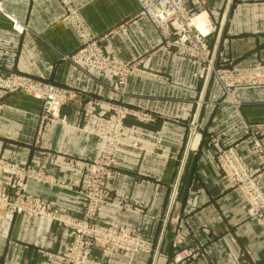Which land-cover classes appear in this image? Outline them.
I'll return each mask as SVG.
<instances>
[{"label":"crops","instance_id":"crops-1","mask_svg":"<svg viewBox=\"0 0 264 264\" xmlns=\"http://www.w3.org/2000/svg\"><path fill=\"white\" fill-rule=\"evenodd\" d=\"M24 26L21 34L0 13V73L65 90V124H44L42 102L24 94L3 96L0 111V191L17 181L26 195L57 215L81 218L89 166L100 139L80 130L91 114L122 107L121 160L105 185L97 223L150 243L145 254L91 251L96 264H174L177 251H197L183 264H264V239L242 200L215 162V146L233 148L251 167L252 150H264V85L235 90L233 105L196 61L161 47L138 17L137 0H0ZM213 33L208 62L217 69L264 66V0H200ZM74 15L119 68L120 74L67 59L81 45ZM139 70L142 74H134ZM148 116L147 123L135 120ZM264 199V168L258 175ZM71 235L42 217L0 208V264H66Z\"/></svg>","mask_w":264,"mask_h":264},{"label":"built area","instance_id":"built-area-1","mask_svg":"<svg viewBox=\"0 0 264 264\" xmlns=\"http://www.w3.org/2000/svg\"><path fill=\"white\" fill-rule=\"evenodd\" d=\"M139 4L138 17L146 22L155 32L165 47L173 49L185 58L199 62L203 68L202 73H208L219 82L224 96L233 105L235 103L234 90L240 86L254 87L264 85V66L255 65L249 69L231 68L227 70L214 68L209 62V48L207 41L213 33V27L207 15H204L200 9V0H137ZM0 13L12 24L14 32L21 34L24 26L13 17L8 16L0 4ZM204 15V16H203ZM203 16V17H202ZM201 18V26L197 27L194 20ZM69 21L74 31L80 39V48L72 54L69 60L78 65L86 66L97 70H110L114 68L116 73L120 74L119 85L122 83V77L127 74L128 67L119 68L109 62L103 53L100 43L109 46L106 37L96 39L85 28L84 24L74 15L70 16ZM21 93L34 100L42 102V112L40 121L48 123H64L65 118L60 115V110L65 104L68 93L52 85L15 74L0 73V111L3 110L1 100L3 96ZM113 113L118 119L117 125L123 121V118L132 116L122 107H114ZM107 155L101 154L100 161L95 166H89V182L86 186L87 192L99 190L105 193L104 187L100 182L99 165L107 167ZM260 165L264 168V154L259 155ZM231 184L241 193V200L244 204L246 215L254 220L256 225L262 231L264 239V199L257 188L256 181L252 179L254 173L250 170H229L226 175ZM9 190H18V194L11 201L10 195L0 196V208L11 210L16 214H26L28 216L48 217L51 220H58L57 217L47 210V207L33 198H29L25 193L26 186L24 182L17 181ZM99 197V200H102ZM93 200L88 204V210L92 211ZM196 251L183 250L176 253L173 259L174 264H183L196 256Z\"/></svg>","mask_w":264,"mask_h":264},{"label":"rangeland","instance_id":"rangeland-1","mask_svg":"<svg viewBox=\"0 0 264 264\" xmlns=\"http://www.w3.org/2000/svg\"><path fill=\"white\" fill-rule=\"evenodd\" d=\"M162 45H163L161 47L162 49L169 50V51L171 50L178 57L185 58L183 55L181 56L178 52L174 51L173 49H169L165 47L164 44ZM185 59H188V58H185ZM189 60H192V59H189ZM127 67L130 69L128 70L127 74H131L132 67L129 65V66H126L125 69ZM237 69H240V68H237ZM134 70H135L134 74L143 73L140 70L137 72L135 67H134ZM126 75L125 77L124 76L122 77V83L119 86L120 88H124V85L126 82V79H125ZM215 82L216 84L219 85L218 81L215 80ZM241 87H247V86H240L237 88H241ZM220 89L222 90L221 86H220ZM60 115H61V110H60ZM128 118L129 117L123 118V121H121L118 126L117 125L118 119L116 117V114L113 112L106 113V114H91L80 125L81 131H83L84 133L88 135H91L93 137L100 139L99 152L96 158L91 162L90 165L91 166L97 165L98 162L100 161L101 154L107 155L108 160L105 161V163L107 164V167L104 168L99 165L100 167L99 168V172H100L99 185L100 184L103 185L104 191H105V185L107 184L108 180L113 175V168L121 160V157H122L121 156L122 154L119 151L120 147L124 144L121 139V133H122L123 126L127 122ZM135 120L140 123H147L148 116L140 113V114H137V116L135 117ZM65 123H66V118H65L64 123H54V124H65ZM252 150H254V152L257 154L258 162L260 164L259 155H261V152L262 154H264V150L262 146L260 144L254 145ZM215 162L224 179L230 181L228 177L226 176L229 170H237V171H241L242 169L247 170V171L250 170L254 173V177L252 179H254L257 184L258 175L262 167H259V166L256 168L251 167L244 160L243 156L239 154L235 149L223 148L220 145H216L215 146ZM88 182H89V176L87 178L86 186L88 185ZM89 183H91V180ZM8 188L9 187L7 186L5 190L3 189L2 191H0V196L5 195V193H7L10 195L11 201L14 202L16 196L20 194V192L18 190L8 191L9 190ZM236 190L241 200L242 199L241 193L238 191L237 188ZM22 195H26V190H25V193L22 192ZM83 195H84L86 202L84 204L85 208H84L81 218L77 219V218H72L70 216H65L61 214L60 215L54 214L58 220H53V221L67 228L71 235V241L69 243L67 253L65 256L62 257V259L65 260L64 262L66 264H96L91 258V251L94 248H99V249L106 250L109 252L122 251L126 253H131V254H145L149 252L150 243L147 242L146 240L138 236H135L133 234H129L125 231H120V230H117L116 228L103 226L97 223L96 215L98 213L99 206L106 202V198H107L106 191L105 193L100 192L99 190L87 192V189H86ZM27 197L33 198L30 196H27ZM99 197H102L103 199L99 200ZM33 199L44 204L43 202H41L40 200L36 198H33ZM92 200H93L94 206H92V211L91 210L89 211L88 204L89 202H92ZM47 210L51 212L48 208ZM51 213L53 214V212ZM34 217H39V216H34ZM42 218L49 219L48 217H42ZM184 250H187V249H184ZM182 251L183 250L177 251L176 253L182 252ZM176 253L174 254V256L176 255Z\"/></svg>","mask_w":264,"mask_h":264},{"label":"bare ground","instance_id":"bare-ground-1","mask_svg":"<svg viewBox=\"0 0 264 264\" xmlns=\"http://www.w3.org/2000/svg\"><path fill=\"white\" fill-rule=\"evenodd\" d=\"M200 18H202V17H200ZM200 18L199 19L196 18V20L194 21V24H196L197 27L201 26V19Z\"/></svg>","mask_w":264,"mask_h":264}]
</instances>
